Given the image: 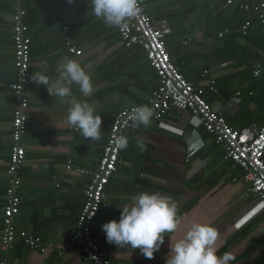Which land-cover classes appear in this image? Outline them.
Wrapping results in <instances>:
<instances>
[{"label": "crops", "instance_id": "obj_1", "mask_svg": "<svg viewBox=\"0 0 264 264\" xmlns=\"http://www.w3.org/2000/svg\"><path fill=\"white\" fill-rule=\"evenodd\" d=\"M19 6L27 12L31 64L24 88L29 107L22 138L26 155L17 189L21 202L13 220L18 232L39 236L55 247L40 252L20 241L7 250L0 246V264H84L70 236L89 177L67 170L66 163L71 160L76 167L94 169L118 111L147 103L157 77L144 51L124 47L117 27L95 16L90 0H0V237L15 106L8 85L17 79L12 15ZM145 10L160 24L171 26L166 43L173 61L189 80L203 86L206 100L230 124L237 128L264 124V29L254 13L227 0H149ZM64 24L69 26L66 34ZM244 24L249 27L243 34ZM225 29L229 31L219 37ZM68 40L82 50L81 55L68 50ZM64 57L79 61L91 76V95L84 96L76 84L71 87L77 100L87 101L102 117L99 141L66 125L69 102L31 80L38 71L58 78L57 67ZM258 64L260 74L255 75ZM211 79L216 91L206 85ZM125 136L129 145L121 149L117 171L92 225L111 264H155L139 249L108 243L102 230L106 222L119 220L117 205L131 203L132 196L145 190L175 200L183 216L177 236L192 222H212L220 230L219 253H231L232 264H264V205L248 192L242 169L226 158L222 146L197 119L189 122L188 112L173 108L163 120L129 129ZM141 139L147 149L143 152L137 146ZM169 252L166 236L156 252L160 264H166Z\"/></svg>", "mask_w": 264, "mask_h": 264}, {"label": "built area", "instance_id": "obj_2", "mask_svg": "<svg viewBox=\"0 0 264 264\" xmlns=\"http://www.w3.org/2000/svg\"><path fill=\"white\" fill-rule=\"evenodd\" d=\"M148 2L149 0H140L141 14L129 21L126 29L117 27V30L124 47L138 46L144 51L157 77L156 87L151 91L147 101L155 109L156 115L153 122L163 120L173 108L188 112L189 122L194 118L197 119L204 131L222 146L226 158L242 169L248 192L253 193L260 204L264 205V124L237 128L230 124L220 110L215 109L206 100L203 86H198L189 80L173 61L166 43V38L172 32V28L167 23L160 24L146 12L145 7ZM227 2H236L240 9L254 13L264 27V0H227ZM26 13V9L19 6L12 15L14 64L17 79L8 85L14 95L15 106L11 119V144L6 168L8 183L5 190L0 246L7 250L20 241L31 249L46 252L48 248H54V244H47L36 235L24 231L18 232L13 220L20 210L21 198L17 189L22 179L19 170L26 155L22 138L28 129L29 103L24 88L30 76L31 51L26 37L28 30L24 21ZM68 30V24H64L63 33L66 34ZM228 31L225 29L219 32L218 36L221 37ZM243 33H246L245 26H243ZM67 45L71 53L77 56L82 54V50L72 46L69 40ZM259 66L260 64L253 70L255 75L260 74ZM206 85L213 91L217 90L215 80L211 79ZM236 95H241V91L237 90ZM136 105L124 107L116 114L114 121L110 124L108 139L102 147V153L94 169L76 167L71 160H68L65 166L69 171L89 177L76 226L70 236L71 243L80 248L84 264H111L110 258L101 247V239L93 233L92 225L103 205L106 186L118 168L121 149L115 143L116 138L121 135L125 136L129 129L140 127V125L133 127L130 120L131 110ZM53 178L58 177L53 176ZM152 260L155 264H160L156 253ZM1 264H5V261Z\"/></svg>", "mask_w": 264, "mask_h": 264}, {"label": "clouds", "instance_id": "obj_3", "mask_svg": "<svg viewBox=\"0 0 264 264\" xmlns=\"http://www.w3.org/2000/svg\"><path fill=\"white\" fill-rule=\"evenodd\" d=\"M71 2V0H69ZM95 16L102 18L109 27L126 29L128 22L142 12L140 0H90ZM58 78H51L45 71L35 72L31 80L37 85H46L50 95L69 102L65 123L77 129L86 139L99 141L102 138V117L87 101H79L72 94V85L79 86L84 96L93 93L91 76L75 59L64 57L58 64ZM70 98V100H68ZM156 115L150 103L132 108V126L148 128ZM116 145L126 149L127 136L116 138ZM140 151H146L144 140H138ZM196 147L195 143L190 145ZM107 201V199H105ZM131 203L117 205L121 208L119 220L113 219L102 225L106 240L116 246L139 249L145 259H154L155 253L170 237V252L166 264H232L235 257L218 250L220 230L212 222L196 221L188 225L182 236H177L183 216L175 200L158 191H142L131 198Z\"/></svg>", "mask_w": 264, "mask_h": 264}, {"label": "trees", "instance_id": "obj_4", "mask_svg": "<svg viewBox=\"0 0 264 264\" xmlns=\"http://www.w3.org/2000/svg\"><path fill=\"white\" fill-rule=\"evenodd\" d=\"M241 10H243V9H241ZM243 11H245V10H243ZM256 18H257V16H256ZM257 20H258V18H257ZM258 23L262 26V28L264 29V27H263V25H262V23L258 20ZM249 24H244L243 26H245L246 27V33H247V29H248V26ZM243 26H242V28H241V31H242V33H243ZM244 34V33H243Z\"/></svg>", "mask_w": 264, "mask_h": 264}]
</instances>
